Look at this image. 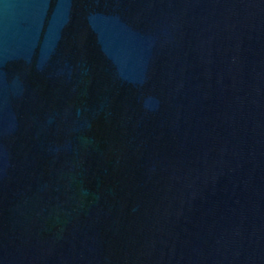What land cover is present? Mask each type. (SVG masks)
Listing matches in <instances>:
<instances>
[{
  "label": "water",
  "instance_id": "95a60500",
  "mask_svg": "<svg viewBox=\"0 0 264 264\" xmlns=\"http://www.w3.org/2000/svg\"><path fill=\"white\" fill-rule=\"evenodd\" d=\"M0 264H264V0H0Z\"/></svg>",
  "mask_w": 264,
  "mask_h": 264
}]
</instances>
